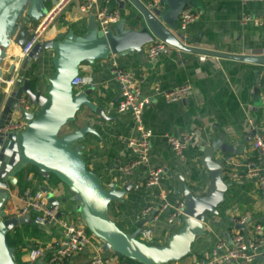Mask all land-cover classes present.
<instances>
[{"label": "crops", "instance_id": "crops-1", "mask_svg": "<svg viewBox=\"0 0 264 264\" xmlns=\"http://www.w3.org/2000/svg\"><path fill=\"white\" fill-rule=\"evenodd\" d=\"M159 1L96 0L93 9L86 13L80 12L75 5H65L55 11L46 24L42 41L61 40L68 31L77 36L84 35L90 15L95 16L99 9L116 12V23L122 22L125 28L139 30L146 26V20L136 4L159 7ZM50 5L48 1L46 8ZM185 7L195 12L197 18L184 30L178 27L175 31L169 29L158 19L180 47L168 45L167 53L148 60L146 44L139 53L110 55L93 63L80 64L79 73L91 76L95 85L78 92L88 91L87 97L99 113L81 107L68 129L88 126L93 130L94 133H86L76 145L81 146L87 169L95 173L103 185L112 183L116 189H123L131 182L121 200L110 203L109 218L128 234L136 233L138 224L146 220L142 229L151 231V241L147 243L158 246L165 245L181 225L180 221H167L168 210H160L162 200L159 194L163 193L165 201L173 207L184 200L181 185L195 197L208 193L212 188L210 172L201 159L207 147H216L212 159L223 170L227 185L224 200L216 206L215 213H204L203 234L195 238L190 252L178 261L165 264H199L219 239L228 241L229 232L234 227L233 218L247 216V228L261 225L264 234V199L259 193L257 179L247 174L264 167V160L251 149L247 138L251 129L249 122L260 125L264 119V2L187 0ZM163 8L167 9V6ZM154 41L158 39L154 37ZM18 54L19 46L10 43L0 65L3 77L18 74L22 61ZM52 55L49 50L43 51L34 62V71L24 74V78L35 79V83L38 81L42 92L46 77L53 71ZM112 62L144 76L141 94L148 102L141 114L143 126L151 133L148 165L135 168L127 176L119 171V167L130 163L134 155L124 140L135 135L136 129L130 113L116 111L121 92L110 72ZM12 64L13 73L7 74ZM16 81L17 87L20 84L17 77ZM184 84L190 86V95L173 103L166 102L153 90L158 87L161 91H169ZM3 93L0 110L8 95ZM193 130L197 131L195 140L182 158L177 157L164 136ZM223 146L228 147L227 150L222 151ZM157 168L163 169L159 182L152 187L146 186L147 171ZM37 173L40 175L39 171ZM20 177L30 184L31 190L46 188L64 212L77 213L73 193L55 177L46 180L40 176L42 181H39L29 166L24 168ZM20 196L17 188L12 186L3 205L8 217H18L23 207ZM145 209L150 210L148 215L137 221L136 216ZM24 224L31 225L23 223L16 228L26 230ZM40 229L39 236L23 238L29 243L26 249L30 246L44 248L57 239L54 228ZM88 255L89 252L76 255L67 264H87ZM252 264H264V256L257 255Z\"/></svg>", "mask_w": 264, "mask_h": 264}, {"label": "water", "instance_id": "water-1", "mask_svg": "<svg viewBox=\"0 0 264 264\" xmlns=\"http://www.w3.org/2000/svg\"><path fill=\"white\" fill-rule=\"evenodd\" d=\"M48 1L51 3L49 10L46 8ZM57 2L0 0V65L9 44L22 46L30 29L44 19L50 7L53 8ZM186 5L187 0H160L159 7L151 4L140 7L136 4L146 20V26L139 30L125 28L122 22H118L103 33L92 14L84 35L77 36L68 31L61 40L37 43L21 61L17 75L20 84L10 90L4 101L0 110V128L7 124L10 112L22 96L27 97L37 109L27 112L24 108H17L19 120L25 123L23 129L15 133H0V264H16L14 251L6 244V235L23 223H32L26 215L8 217L3 210L10 188L16 185L18 175L26 166L36 168L46 180L52 175L69 188L73 193L72 200L77 202L76 211L87 230L101 241L103 253L110 252L139 264H165L186 256L195 238L203 234L204 213H215L216 206L224 200L227 188L220 164L212 159L216 147H207L201 159L210 172L211 190L204 196L195 197L181 185L185 205L180 228L170 235L165 245L158 246L138 239L146 220L138 224L136 233L128 234L109 218L110 203L120 201L130 189L131 182L123 189L103 185L98 176L87 169L81 146L76 145L86 133H94L93 130L88 126L68 130L81 107L99 113V109L88 99V91L73 93L70 82L79 73L80 64L93 63L110 55L139 53L146 44L154 41V37L168 45L180 47L158 19L175 31L178 17ZM163 6H167V9ZM46 50L53 53V71L46 77V87L42 92L38 81L31 87V79L24 78V74L34 71V62ZM13 70L12 64L7 74H12ZM9 78L3 77L0 67V96L4 94L3 81ZM221 148L224 151L228 147ZM40 191L45 194L49 206L57 204L46 188L41 187Z\"/></svg>", "mask_w": 264, "mask_h": 264}, {"label": "built area", "instance_id": "built-area-1", "mask_svg": "<svg viewBox=\"0 0 264 264\" xmlns=\"http://www.w3.org/2000/svg\"><path fill=\"white\" fill-rule=\"evenodd\" d=\"M242 1L264 2V0ZM95 2L96 0H58L45 18L30 29L26 42L19 47V59L23 60L37 43L43 42L42 34L45 26L55 11L71 4L77 6L80 12L86 13L93 9ZM151 6L155 5L152 4ZM196 18L195 12L189 7H185L178 17V29L184 30ZM95 20L98 29L106 33L117 22L118 16L116 12L99 9L95 13ZM167 51L168 44L158 40L147 44L146 56L148 60H153L160 54L167 53ZM110 72L118 83L121 92V100L116 107V111L118 113H130L136 129L135 135L124 140L134 155V159L130 163L119 167V171L127 176L131 175L135 168L147 166L149 160L151 133L143 126L141 117L142 110L148 103L141 94L144 76L120 68L113 62ZM17 75L10 76L7 81H3V91L6 94H9L10 90L17 85ZM70 84L74 94L81 93L78 91L82 88L92 89L95 85L91 76L80 73L72 79ZM153 90L156 95L168 103L185 100L190 95V86L187 84L174 87L169 91H161L158 87H154ZM17 108H24L27 112L37 109L36 106L29 103L27 97L22 96L10 112L7 124L0 128V133H15L23 129L25 123L19 120ZM249 123L251 129L247 138L250 147L257 153L259 159L264 160V119L260 125L252 124L251 121ZM196 136L197 131L193 130L181 132L178 135H165L164 139L172 152L177 157L182 158L184 151L193 143ZM162 174L163 169L161 168L148 170L145 180L146 186L157 185ZM247 174L257 179L259 193L264 199V167L248 171ZM231 176L236 177L235 174H231ZM106 187L111 188L114 186L109 183ZM20 197L23 201V207L18 212V217L26 215L31 219L33 225L40 228H54L58 234L57 239L52 243H48L44 248L39 246L28 247L22 256V262L28 264L41 262L43 264L45 255L49 254L47 264H67L68 260L74 256L88 254L89 252L87 264H128L124 259L113 253H103L101 251V241L87 232V228L77 211L73 214L66 213L58 203L49 206L45 194L40 190H36L34 193L25 191ZM159 198L162 200L160 210H168L167 221L169 223L180 221L183 216L185 201L181 199L172 207L165 201L166 196L163 193L159 194ZM169 208L171 209L169 210ZM149 211V209L143 210L141 215L136 216L135 219L140 221L142 217L148 215ZM231 221L234 227L229 232L228 241L219 239L210 249L209 255L202 259L199 264H252L257 255L264 256V234L261 225L256 224L248 229L246 226L247 216L233 218ZM138 239L145 243L151 241L150 229L143 228L138 233Z\"/></svg>", "mask_w": 264, "mask_h": 264}, {"label": "trees", "instance_id": "trees-1", "mask_svg": "<svg viewBox=\"0 0 264 264\" xmlns=\"http://www.w3.org/2000/svg\"><path fill=\"white\" fill-rule=\"evenodd\" d=\"M34 83H35V79H31L29 82V85L32 87L34 85ZM31 169H33L36 178L39 181H42V178L37 173L38 170L34 167H31ZM21 175H22V173L18 175L17 183L15 185V187L18 190L19 195H22L25 191H29L31 193H34L36 190H31L30 184L25 183L23 181L22 177H20ZM51 177H53V176L51 175ZM24 227L26 228V230L21 231L20 229L15 228L13 230L14 233L12 235H9V234L6 235V244L9 248L13 249L16 264H28V263L22 262V259H21V257L24 254V251L26 250L27 244H29V243H25L23 238H25V237L30 238V237L39 236L41 233L40 227L33 225V223H31V225L24 224L23 228ZM87 232H89V231L87 230ZM21 248L23 250L20 251ZM49 257H50L49 254L45 255L44 260H43V264H47ZM119 257L124 259L128 264H139L136 261L128 260V259L121 257V256H119Z\"/></svg>", "mask_w": 264, "mask_h": 264}, {"label": "rangeland", "instance_id": "rangeland-1", "mask_svg": "<svg viewBox=\"0 0 264 264\" xmlns=\"http://www.w3.org/2000/svg\"><path fill=\"white\" fill-rule=\"evenodd\" d=\"M91 234V233H90Z\"/></svg>", "mask_w": 264, "mask_h": 264}]
</instances>
